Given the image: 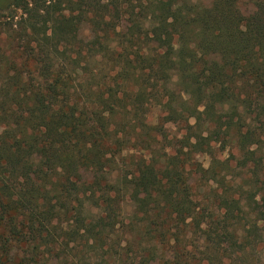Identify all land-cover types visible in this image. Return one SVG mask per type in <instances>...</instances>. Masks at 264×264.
I'll use <instances>...</instances> for the list:
<instances>
[{
    "label": "trees",
    "instance_id": "trees-1",
    "mask_svg": "<svg viewBox=\"0 0 264 264\" xmlns=\"http://www.w3.org/2000/svg\"><path fill=\"white\" fill-rule=\"evenodd\" d=\"M135 1L0 0L27 39L0 71V264H214L264 232V0Z\"/></svg>",
    "mask_w": 264,
    "mask_h": 264
},
{
    "label": "rangeland",
    "instance_id": "rangeland-1",
    "mask_svg": "<svg viewBox=\"0 0 264 264\" xmlns=\"http://www.w3.org/2000/svg\"><path fill=\"white\" fill-rule=\"evenodd\" d=\"M133 4L136 3L135 0H131ZM245 6L241 7V14H248V9ZM245 14V15H246ZM23 18L25 16L20 10L8 9L0 11V54H4L2 62L0 64V71H3L7 66V61L12 58H15L17 61L21 60V52L22 46L25 45L27 41L26 37L23 36ZM17 50V51H16ZM156 114H154L153 118L150 120L152 123H155ZM166 132L169 137L177 136L179 137L182 130V125H168L166 126ZM234 145L231 143L225 144L222 148L220 144L213 143V155L219 159V161H228L230 166H234V162L231 159V153L235 155ZM197 161L202 164L204 168H207L211 162V157L202 154L197 156ZM264 160V148H263V156ZM264 162V161H263ZM250 172V170H249ZM246 174L245 169L234 168L230 171V177L235 182H239V179ZM228 177V178H230ZM201 187L205 189V193L203 190L196 192L198 196V200L200 197L207 195L209 198L211 196L210 186L204 185V183L200 184ZM218 185H212V188H216ZM219 187V186H218ZM205 206L207 209L212 211L213 203L211 200L205 201ZM127 214L131 212V208L127 207ZM253 221V216H249V229ZM243 225L245 224L246 228L248 223L246 220L242 221ZM227 245L222 244L219 248V253L217 254L218 262L214 261V264H264V232H257L256 235L249 234V246H247L244 250H236V248H228ZM213 254L210 247L207 245H203L196 252L195 256L197 259H201L203 264H209L211 255Z\"/></svg>",
    "mask_w": 264,
    "mask_h": 264
}]
</instances>
